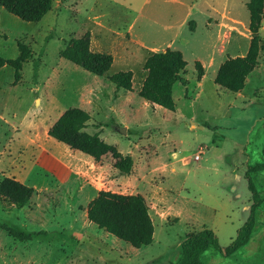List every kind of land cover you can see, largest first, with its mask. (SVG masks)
Instances as JSON below:
<instances>
[{
	"label": "rangeland",
	"instance_id": "obj_1",
	"mask_svg": "<svg viewBox=\"0 0 264 264\" xmlns=\"http://www.w3.org/2000/svg\"><path fill=\"white\" fill-rule=\"evenodd\" d=\"M52 1L36 23L0 9V58L15 59L17 42L31 51L17 85L13 69L0 68V180L10 177L34 190L23 208L0 197V223L35 233L19 241L0 229V264H172L179 242L203 227L225 249L250 214L245 171L264 161V15L259 64L235 94L214 76L226 58L249 47V0ZM86 32L92 51L113 57L101 77L59 56ZM165 50L180 51L187 63L180 75L185 85L173 86L174 112L138 95L145 60ZM126 71L130 92L109 81ZM71 108L89 114L87 133L132 158L128 175L113 167L110 155L94 161L48 137ZM177 158L187 165L178 177ZM250 177L262 199L250 241L228 257L210 248L202 264H264V172ZM100 191L142 195L155 225L151 245L135 249L87 221L86 207ZM176 194L190 203L181 215L171 202Z\"/></svg>",
	"mask_w": 264,
	"mask_h": 264
},
{
	"label": "trees",
	"instance_id": "obj_2",
	"mask_svg": "<svg viewBox=\"0 0 264 264\" xmlns=\"http://www.w3.org/2000/svg\"><path fill=\"white\" fill-rule=\"evenodd\" d=\"M52 4V0H0V9H4L21 21L36 23L51 10ZM246 8L249 14L248 30L250 33L248 50L244 56L228 57L220 64L214 78L217 86L231 93H238L244 89L245 80L259 64L258 56L263 48L260 45L259 29L264 15V0H249ZM189 26L193 29L194 23L190 22ZM17 48L18 56L15 59L0 58V68L6 66L13 69V86L21 80L22 66L31 58V51L27 45L17 42ZM59 56L98 77L107 73L113 63L110 54L90 50L89 32L79 38L71 39L59 52ZM186 65L182 53L178 50H165L148 56L144 63L147 74L138 92L139 97L150 104L174 112L173 86L176 82L185 85L180 75L184 72ZM194 66L198 78H201L203 76L202 65L200 62H195ZM37 68L35 64L33 79L37 77ZM109 81L116 89L132 91L130 71L115 73L109 76ZM89 120L90 116L84 110L67 109L50 126L47 135L94 161L110 155L114 161L113 167L120 174L128 175L133 166L132 158L123 156L115 146L101 140L98 134L87 133L85 129ZM261 153L264 158V147ZM257 172H264V161L248 166L245 171L244 177L251 192L252 204L247 221L239 228L231 243L222 249L215 233L203 228L197 233L185 236L180 244L179 257L174 264H202V256L210 248L228 257L248 244L254 227L255 212L262 203L260 194L250 177L251 173ZM33 194L32 187L13 178L3 177L0 180V197L11 205L23 208L30 202ZM86 218L98 229L135 249L147 247L153 242L154 225L146 201L140 194L124 195L100 191L88 203ZM0 229L19 241H29L35 234L19 231L2 223H0Z\"/></svg>",
	"mask_w": 264,
	"mask_h": 264
},
{
	"label": "crops",
	"instance_id": "obj_3",
	"mask_svg": "<svg viewBox=\"0 0 264 264\" xmlns=\"http://www.w3.org/2000/svg\"><path fill=\"white\" fill-rule=\"evenodd\" d=\"M248 3V2H247ZM90 50H91V46H90ZM248 50V49H247ZM92 51V50H91ZM92 52H94V51H92ZM247 52V51H246ZM246 52H245V54H246ZM97 53H106V52H97ZM107 54H109V53H107ZM245 54H243V55H241V56H244ZM111 55V54H110ZM112 56V55H111ZM235 57H237V56H235ZM113 58V57H112ZM6 59V58H5ZM227 59V58H226ZM225 59V60H226ZM224 60V61H225ZM67 61V60H66ZM223 61V62H224ZM24 65V64H23ZM112 65H113V63H112ZM220 66V65H219ZM258 66V65H257ZM6 67V66H5ZM3 68V67H2ZM111 68V67H110ZM218 68L219 67H217L216 68V70H215V75H216V72H217V70H218ZM256 69V68H255ZM254 69V70H255ZM22 71V70H21ZM251 75V74H250ZM249 75V76H250ZM98 77V76H97ZM214 78H215V76H214ZM247 79H248V77H247ZM246 79V80H247ZM114 85V84H113ZM129 92V91H128ZM239 93V92H238ZM236 94V93H235ZM151 105H154L155 107H159V106H157V105H155V104H151ZM192 126H193V124H192ZM201 129H203V127H201ZM90 134V133H89ZM165 146V145H164ZM163 146V147H164ZM162 147V146H161ZM162 147V148H163ZM162 151H163V149H162ZM166 151H169V149H167L166 148V150H164L163 152H165L166 153ZM80 153V152H79ZM178 156V155H177ZM179 161H181V159L180 158H177L175 161H173V170H174V172H175V175H176V177H178L179 176V174H177V170L179 169V168H184V167H186L187 165L186 164H182V163H180V164H178L179 163ZM180 166V167H177V166ZM185 165V166H184ZM175 177V178H176ZM10 178V177H9ZM181 187V186H180ZM182 188V187H181ZM176 195H178V196H175V197H173V199H172V206H174V207H176V213H179L180 215H181V212L185 209V208H187V206L190 204L189 203V201H188V199H186V198H183V197H180L179 196V194H176ZM247 209V208H246ZM150 215V214H149ZM152 220V219H151ZM153 222V221H152ZM154 225V224H153ZM154 228H155V225H154ZM204 228V227H203ZM202 230V229H201ZM200 230V231H201ZM199 232V231H198ZM184 239V238H183ZM183 241V240H182ZM181 241V242H182ZM181 242H179V244H178V255H177V259H178V257H179V254H180V244H181ZM177 259H176V261H177ZM175 261V262H176ZM175 262H173L172 264H174Z\"/></svg>",
	"mask_w": 264,
	"mask_h": 264
},
{
	"label": "water",
	"instance_id": "obj_4",
	"mask_svg": "<svg viewBox=\"0 0 264 264\" xmlns=\"http://www.w3.org/2000/svg\"><path fill=\"white\" fill-rule=\"evenodd\" d=\"M118 133L125 134V128H117Z\"/></svg>",
	"mask_w": 264,
	"mask_h": 264
},
{
	"label": "built area",
	"instance_id": "obj_5",
	"mask_svg": "<svg viewBox=\"0 0 264 264\" xmlns=\"http://www.w3.org/2000/svg\"><path fill=\"white\" fill-rule=\"evenodd\" d=\"M198 158V157H197Z\"/></svg>",
	"mask_w": 264,
	"mask_h": 264
}]
</instances>
